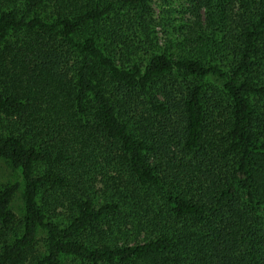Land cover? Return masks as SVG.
<instances>
[{"label": "trees", "instance_id": "16d2710c", "mask_svg": "<svg viewBox=\"0 0 264 264\" xmlns=\"http://www.w3.org/2000/svg\"><path fill=\"white\" fill-rule=\"evenodd\" d=\"M152 2L0 0V264H264V0Z\"/></svg>", "mask_w": 264, "mask_h": 264}, {"label": "rangeland", "instance_id": "374dc122", "mask_svg": "<svg viewBox=\"0 0 264 264\" xmlns=\"http://www.w3.org/2000/svg\"><path fill=\"white\" fill-rule=\"evenodd\" d=\"M189 4L186 0H153V16L156 22L155 30L160 38H167L168 34L176 30L181 26H185L192 18L189 15ZM19 172L13 170L8 164L0 159V189L6 185H11L17 181H20ZM12 211L20 218L23 214V201L21 197V191H19L12 201ZM55 217L60 220L61 223L66 221V211L62 207L57 209ZM43 234L38 235L37 247L42 249Z\"/></svg>", "mask_w": 264, "mask_h": 264}]
</instances>
